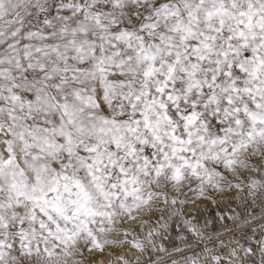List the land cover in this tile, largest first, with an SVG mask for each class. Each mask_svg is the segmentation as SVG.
Here are the masks:
<instances>
[{"label": "snow or ice", "instance_id": "6c2138e0", "mask_svg": "<svg viewBox=\"0 0 264 264\" xmlns=\"http://www.w3.org/2000/svg\"><path fill=\"white\" fill-rule=\"evenodd\" d=\"M0 264H264V0H0Z\"/></svg>", "mask_w": 264, "mask_h": 264}, {"label": "rangeland", "instance_id": "374dc122", "mask_svg": "<svg viewBox=\"0 0 264 264\" xmlns=\"http://www.w3.org/2000/svg\"><path fill=\"white\" fill-rule=\"evenodd\" d=\"M217 199H219L220 201H228V200H231L232 197L230 195H228V194H224V195L218 196ZM200 208L203 209L204 208V205H200ZM193 210H194V206H189L188 209H187V211H189V212H191ZM203 215H204V213L202 212L201 213V217H203ZM201 222H202V220H201ZM173 235H174V233H173ZM225 235H227V234H225ZM221 238H223V237H221ZM174 243L179 244V240L176 239L174 241ZM169 246L171 247V245H169ZM181 247H183V245H181ZM116 255H119V253H117ZM130 255H133V254H130Z\"/></svg>", "mask_w": 264, "mask_h": 264}]
</instances>
